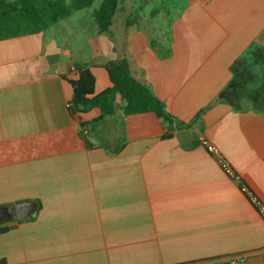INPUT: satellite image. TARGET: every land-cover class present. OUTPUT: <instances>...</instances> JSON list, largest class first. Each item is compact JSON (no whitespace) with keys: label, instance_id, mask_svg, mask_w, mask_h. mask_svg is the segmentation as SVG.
<instances>
[{"label":"crops","instance_id":"obj_1","mask_svg":"<svg viewBox=\"0 0 264 264\" xmlns=\"http://www.w3.org/2000/svg\"><path fill=\"white\" fill-rule=\"evenodd\" d=\"M118 2L108 32L97 31L94 4L0 41V208L37 205L29 221L0 222V260L224 264L243 254L264 264V220L201 145L264 207V0H186L157 41L156 6ZM121 59L164 104L172 136L161 138L168 124L153 113L117 108L83 131L88 148L79 124L100 111L70 114L71 69L87 68L97 95L110 87L105 65Z\"/></svg>","mask_w":264,"mask_h":264},{"label":"trees","instance_id":"obj_2","mask_svg":"<svg viewBox=\"0 0 264 264\" xmlns=\"http://www.w3.org/2000/svg\"><path fill=\"white\" fill-rule=\"evenodd\" d=\"M118 1L0 0V41L40 33L77 12L92 8L95 3L98 5L95 4L97 7L92 11V19L97 31L99 33L108 32L118 10ZM245 65V58H240L232 64L230 70L232 74H235ZM75 70L76 79L69 81L72 87L71 107L68 108L70 114L85 113L94 108L100 111L97 119L79 124L80 135L86 147L90 148L91 145L87 140V133L84 134L83 131L89 130L91 126L94 127L105 117L112 116L117 108L124 116L153 113L168 124L167 132L161 138L166 139L172 136L173 118L165 111L164 104L153 95L150 89L134 78L126 59L112 61L105 65L110 87L97 95H94L92 73L80 66H77ZM203 111L196 114V120L200 118ZM236 182L240 188L244 186L239 180ZM8 230L9 227L0 226V234ZM0 264H6V262L0 260Z\"/></svg>","mask_w":264,"mask_h":264},{"label":"rangeland","instance_id":"obj_3","mask_svg":"<svg viewBox=\"0 0 264 264\" xmlns=\"http://www.w3.org/2000/svg\"><path fill=\"white\" fill-rule=\"evenodd\" d=\"M186 0H175L174 3H172L171 1H169L168 3L165 2L163 4V2H161L160 0H150V3L147 4L146 9H150L153 8L154 6H156V10L158 12H160V14L156 15L155 18H153V22H154V28H149V34L152 38L156 37V41L159 40L161 31H167L168 30V20L171 16H173L174 14H177L181 8L185 5L184 2ZM97 4V3H95ZM166 9L169 13V16H167L166 11L164 10ZM169 17V18H168ZM242 106H249V103H241Z\"/></svg>","mask_w":264,"mask_h":264},{"label":"built area","instance_id":"obj_4","mask_svg":"<svg viewBox=\"0 0 264 264\" xmlns=\"http://www.w3.org/2000/svg\"><path fill=\"white\" fill-rule=\"evenodd\" d=\"M71 72L76 75V70L74 68L71 69ZM67 107H71V103L67 104ZM201 145L206 148V150L210 153L216 156V160L219 165H221L222 169L224 172L230 176L231 178L235 179L238 181L237 177L233 173V171L228 167V165L222 160V158L217 154V151L215 147L211 146L208 144L206 141L202 140ZM242 191L248 196L252 204L256 207L258 210L259 214L261 215L262 219L264 220V207L260 204L258 199L245 187H241ZM264 257V256H263ZM224 264H246V258L245 255H233L224 260Z\"/></svg>","mask_w":264,"mask_h":264},{"label":"water","instance_id":"obj_5","mask_svg":"<svg viewBox=\"0 0 264 264\" xmlns=\"http://www.w3.org/2000/svg\"><path fill=\"white\" fill-rule=\"evenodd\" d=\"M37 205L31 202H19L12 209L0 208V222L16 219L19 222H25L32 219L36 212Z\"/></svg>","mask_w":264,"mask_h":264}]
</instances>
